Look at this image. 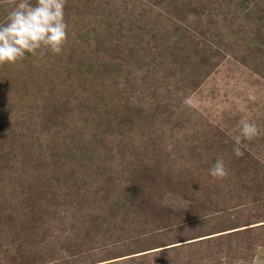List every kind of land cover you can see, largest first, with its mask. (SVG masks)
I'll use <instances>...</instances> for the list:
<instances>
[{
	"label": "rangeland",
	"instance_id": "374dc122",
	"mask_svg": "<svg viewBox=\"0 0 264 264\" xmlns=\"http://www.w3.org/2000/svg\"><path fill=\"white\" fill-rule=\"evenodd\" d=\"M65 19L61 54L0 66V264H264V136L232 152L264 129V0Z\"/></svg>",
	"mask_w": 264,
	"mask_h": 264
},
{
	"label": "clouds",
	"instance_id": "9594fccd",
	"mask_svg": "<svg viewBox=\"0 0 264 264\" xmlns=\"http://www.w3.org/2000/svg\"><path fill=\"white\" fill-rule=\"evenodd\" d=\"M12 7L5 22L0 23V66L16 65L26 59V54L43 57L47 52L59 55L69 40L65 19L67 0H11ZM249 100L255 96L249 95ZM244 110V106H241ZM264 136L254 120L240 121L234 137L232 152L236 157L244 155L242 141H252ZM209 174L219 180L229 176L223 157H217Z\"/></svg>",
	"mask_w": 264,
	"mask_h": 264
}]
</instances>
